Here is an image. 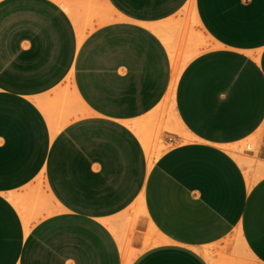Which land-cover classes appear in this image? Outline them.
Returning <instances> with one entry per match:
<instances>
[{
	"label": "crops",
	"instance_id": "1",
	"mask_svg": "<svg viewBox=\"0 0 264 264\" xmlns=\"http://www.w3.org/2000/svg\"><path fill=\"white\" fill-rule=\"evenodd\" d=\"M254 136L264 0H0V264H264Z\"/></svg>",
	"mask_w": 264,
	"mask_h": 264
},
{
	"label": "rangeland",
	"instance_id": "2",
	"mask_svg": "<svg viewBox=\"0 0 264 264\" xmlns=\"http://www.w3.org/2000/svg\"><path fill=\"white\" fill-rule=\"evenodd\" d=\"M187 22V21H186ZM188 58V57H186ZM186 58L182 59V61H184ZM172 106L168 105V104H163V107L161 109V111H159V113H157L156 117L154 118L156 124H155V128H153L154 130L153 132V137L154 136H158L156 135V132L158 133L159 129H160V124L163 121H166V119H168L169 123L170 121L173 120L174 122V128H170V131H175V132H180V133H184L182 131V129H178L177 126H179L174 117H173V113H172ZM156 131V132H155ZM259 137L254 136L253 138H251L250 140L246 141L245 143H243L237 150H236V157L238 158H244L247 162V164L250 167V170L252 172L253 178L256 179L258 177H260L262 174H264V164L261 163L257 158V152L259 149ZM249 152V153H248ZM253 153V155L251 154ZM158 154V152H157Z\"/></svg>",
	"mask_w": 264,
	"mask_h": 264
},
{
	"label": "bare ground",
	"instance_id": "3",
	"mask_svg": "<svg viewBox=\"0 0 264 264\" xmlns=\"http://www.w3.org/2000/svg\"><path fill=\"white\" fill-rule=\"evenodd\" d=\"M191 56H189L188 58H186L184 61L181 62V60L176 55L173 54V69H172L171 82H170V85H169V89H168L167 95H166L165 100H164V103L168 104V105H171L172 109H173V104H174V93H175V87H176L177 80L179 78V75H180L183 67L185 66L187 61L191 58ZM173 117L175 119L174 115H173ZM176 122L178 123L180 128H182V131L185 133L186 131H185V129H183L181 124L177 120H176ZM145 146L147 147V151H148V154H149V159H150V161H152L153 160V155L151 153L150 145L146 141H145ZM237 159L241 163V165L243 166V168L245 169V171L247 173V178H248L249 184H252L255 179L253 178V176L250 175V167H249V165L247 164V162H246V160L244 158H239L238 157ZM27 228H28V224H27ZM123 253H124V255H123V264H130V262L133 260L135 255L129 254L126 250L123 251Z\"/></svg>",
	"mask_w": 264,
	"mask_h": 264
}]
</instances>
